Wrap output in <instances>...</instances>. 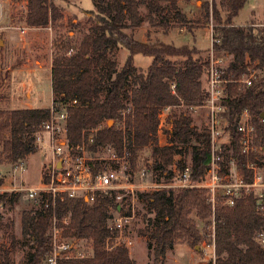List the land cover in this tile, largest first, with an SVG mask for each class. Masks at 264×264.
I'll return each mask as SVG.
<instances>
[{
  "label": "trees",
  "instance_id": "16d2710c",
  "mask_svg": "<svg viewBox=\"0 0 264 264\" xmlns=\"http://www.w3.org/2000/svg\"><path fill=\"white\" fill-rule=\"evenodd\" d=\"M93 1L95 8L89 15L91 24L87 34L76 41L70 34L80 25L71 20L69 32L58 33L53 40V105L78 102L68 108L69 147L85 144L93 155L111 148L119 157L126 149L131 154L130 173L138 172V175L141 152L150 148L154 169L161 176L167 174V178L177 156H182L185 164L190 158L192 177L201 181L211 163V134L207 127L194 125L189 108L202 106L207 99L202 78L208 74L210 61L195 58L199 54L196 48L142 42L135 36L144 22L168 29L175 17L186 26L188 18L179 3L191 0ZM224 3L228 8L225 19L215 2L205 7V18L212 16L216 21L212 46L215 54L233 57L226 67L218 70L229 81H239L252 74L254 78L252 85L242 91H238L237 83L229 84L225 131L230 136V146H222L221 165L225 168L234 161L245 180L252 181L253 171L248 169V161L261 164L263 157L243 154L237 126L247 110L257 132L256 143L264 148V26L234 24L247 0H224ZM142 9L146 10L145 15ZM61 19L63 7L56 0H28L24 16L27 27L46 28ZM119 49L128 52L121 69L114 59ZM136 55L152 57L147 71L135 65ZM181 58L184 60L180 61ZM168 107L175 108L169 115L173 128L167 132L169 145L162 147L156 137L158 115ZM50 119V108L0 110V146L5 159L12 165L26 163L38 151L37 133ZM109 121L115 124L109 126ZM93 163L96 175L103 162L98 159ZM179 166L183 168L182 164ZM132 179L136 180L133 175ZM21 196L4 193L0 201L15 205ZM139 198L155 214L147 219V229L141 232L150 240L153 264L162 263L179 240L187 241L192 247L201 243L200 231L188 218L192 207L197 208L198 216L203 219L212 213L214 216L215 260L209 264H264V250L255 239L264 230V216L257 211L255 196L242 198L232 207L217 204L214 209L205 191L200 189L155 191L139 194ZM111 206L113 200L109 197H98L93 203L85 198H69L53 207L51 198L44 196L38 204L32 203V208L22 213V235L34 244L26 264H45L52 255L54 219L56 227L62 229L63 240L85 241L93 253L87 259H62L59 264H135L127 248L107 250L105 247L107 239L117 233L111 223ZM10 237L15 244V235L11 233ZM0 260V264H12L10 252L0 249Z\"/></svg>",
  "mask_w": 264,
  "mask_h": 264
},
{
  "label": "rangeland",
  "instance_id": "374dc122",
  "mask_svg": "<svg viewBox=\"0 0 264 264\" xmlns=\"http://www.w3.org/2000/svg\"><path fill=\"white\" fill-rule=\"evenodd\" d=\"M5 3V18L0 29V110L17 109H45L53 105L51 86V62L53 53V40L58 33L69 32V21L74 20L79 23V28L75 33H71L76 41L80 40L89 32L90 12L94 10L93 0H56V3L63 7V19L55 25L46 28H29L24 22L28 0H3ZM216 3L223 19L226 18L228 8L224 0H191L181 1V9L188 18V24L182 25L175 17H172L169 28L161 26H151L144 22L135 36L142 42H163L175 47L196 48L199 54L195 58H202L204 62H211V59H220L221 67H226L232 60L231 55L217 56L213 51V36L216 21L210 16L205 18V7ZM143 14L146 10L142 9ZM237 26H264V0H247L245 6L240 10L234 19ZM212 52L214 55L212 57ZM128 52L119 49L115 52L114 59L121 69L125 64ZM184 60L183 58L180 61ZM153 59L149 56L136 55L135 65L141 71H147ZM206 87L207 75L202 78ZM130 92V91H129ZM127 103V101H126ZM184 108V107H183ZM175 108H171V110ZM186 110V108H184ZM194 125L206 127V110L199 107L189 108ZM115 122H111L113 126ZM45 137V136H43ZM162 144L168 143V138L161 136ZM223 147L230 146V136L225 135L220 140ZM231 154V152H229ZM93 162L101 160V169H113L121 164L113 160L110 150L88 155ZM264 160V153L262 154ZM44 151L39 146L35 154L29 156L26 161V171L21 175L16 173V180H12L13 166L5 159L0 146V176L4 188L18 187L21 179L27 185H38L41 179V172L45 162ZM177 162L184 160L182 156H177ZM187 160V161H186ZM185 161L190 164V158ZM263 171H264V162ZM93 166L95 164L93 163ZM147 168L150 180H161L160 172L153 167L150 148H144L139 159V170ZM133 177L139 180L138 172H132ZM1 178V177H0ZM32 202L26 196H21L15 205L6 202L5 210L1 211L3 226L0 228V249H6L11 254L12 264H26L30 253L34 249V244L29 238L22 235V213L25 209H31ZM137 215L131 228V237L134 239V246L129 249L130 255L135 264H153V248H149L150 240L141 232H145L148 225V218H154L155 214L149 204L139 198L136 204ZM188 218L192 220L201 233V243L197 247L190 246L187 241L179 240L174 248L169 250L160 264H209L214 259L212 245L214 233L213 213L206 219L198 216L196 207L190 208ZM11 225L6 227V225ZM16 237L15 244L12 243L10 234ZM81 250L90 251L89 244L85 241L79 243ZM1 262V260H0Z\"/></svg>",
  "mask_w": 264,
  "mask_h": 264
},
{
  "label": "built area",
  "instance_id": "2783aa9c",
  "mask_svg": "<svg viewBox=\"0 0 264 264\" xmlns=\"http://www.w3.org/2000/svg\"><path fill=\"white\" fill-rule=\"evenodd\" d=\"M5 18V3L0 0V29ZM214 42V40H213ZM214 51V50H213ZM214 52H212V57ZM220 59H211L210 69L207 74V99L200 106L206 110V127L211 134L212 158L209 168L201 181H195L192 177L190 164H185L184 160L174 161L169 168L171 176L167 174L161 176V180H150L149 170L143 168L139 172V180L132 179L130 173V156L125 149L122 157L117 156L111 148L113 160L120 166L113 169H101L95 175L93 173V162L88 156L89 152L86 145L71 148L68 145V108L78 105L76 100L67 104L52 105L51 119L40 128L37 133V146H41L45 155L43 172L38 185H27L21 179L18 187L4 188L0 184V195L4 193H20L26 196L32 203L38 204L40 199L48 196L52 200V205L64 204L69 198H85L87 202L93 203L98 197H109L113 200L110 208L111 223L116 230L114 237L106 241V249L113 250L117 247H125L128 250L134 246V239L131 237L132 226L135 222L137 210L136 204L139 194L151 193L162 190H172L175 192L187 189H200L205 191L213 209L217 204L232 207L242 198L255 196L257 211L264 216V171L263 165L248 161V169L253 171L252 181H246L245 177L239 172L234 161L225 165L220 140L225 135L227 120L225 117L228 111L227 98L229 96V84L237 83L238 91L246 86H251L254 78L252 74L248 78L239 81H229L222 77L218 67H221ZM172 92L175 94V84L171 85ZM170 107L162 110L158 115L157 139L159 146L162 144L161 136L168 137L167 132L173 128L169 121L171 113ZM238 132L242 136L243 154L247 157L255 154L257 158L262 156L264 148L256 143L257 132L252 122V116L245 110L237 126ZM45 136V137H43ZM176 159V158H175ZM179 164L183 165L180 168ZM13 166L12 180H16V173L23 174L26 171V163L15 164ZM2 179V176H0ZM5 203L0 201V212L5 210ZM117 206V208H116ZM48 207V205H46ZM67 223V220L64 221ZM257 244L264 250V230L256 234ZM81 240L66 241L62 239V229L56 227L54 219L53 228V251L45 264H59V260H83L93 256L90 251L81 250L79 243ZM215 260V227L212 245Z\"/></svg>",
  "mask_w": 264,
  "mask_h": 264
},
{
  "label": "water",
  "instance_id": "95a60500",
  "mask_svg": "<svg viewBox=\"0 0 264 264\" xmlns=\"http://www.w3.org/2000/svg\"><path fill=\"white\" fill-rule=\"evenodd\" d=\"M263 118H264V114H263ZM111 122H113V121H109V122H108L109 126H111V125H110V123H111ZM196 249H200V247H199V246H197V248H196Z\"/></svg>",
  "mask_w": 264,
  "mask_h": 264
},
{
  "label": "crops",
  "instance_id": "0c3cea01",
  "mask_svg": "<svg viewBox=\"0 0 264 264\" xmlns=\"http://www.w3.org/2000/svg\"><path fill=\"white\" fill-rule=\"evenodd\" d=\"M52 58H53V57H52ZM51 68H52V62H51L50 70H51ZM28 109H33V108L29 107ZM30 156H31V155H30Z\"/></svg>",
  "mask_w": 264,
  "mask_h": 264
}]
</instances>
